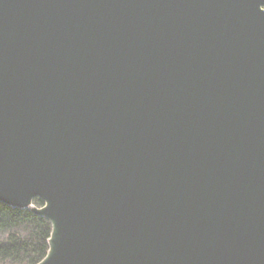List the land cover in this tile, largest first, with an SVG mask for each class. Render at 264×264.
I'll use <instances>...</instances> for the list:
<instances>
[{
  "label": "water",
  "instance_id": "95a60500",
  "mask_svg": "<svg viewBox=\"0 0 264 264\" xmlns=\"http://www.w3.org/2000/svg\"><path fill=\"white\" fill-rule=\"evenodd\" d=\"M0 203L36 264H264V0H0Z\"/></svg>",
  "mask_w": 264,
  "mask_h": 264
},
{
  "label": "trees",
  "instance_id": "16d2710c",
  "mask_svg": "<svg viewBox=\"0 0 264 264\" xmlns=\"http://www.w3.org/2000/svg\"><path fill=\"white\" fill-rule=\"evenodd\" d=\"M35 206H41L39 199ZM50 224L28 209L0 203V264H36L48 250Z\"/></svg>",
  "mask_w": 264,
  "mask_h": 264
}]
</instances>
